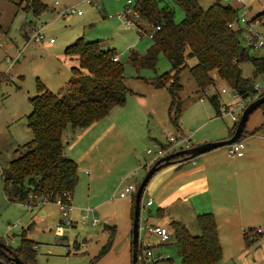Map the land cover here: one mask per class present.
<instances>
[{
	"label": "rangeland",
	"instance_id": "rangeland-1",
	"mask_svg": "<svg viewBox=\"0 0 264 264\" xmlns=\"http://www.w3.org/2000/svg\"><path fill=\"white\" fill-rule=\"evenodd\" d=\"M43 1L46 10L35 16L30 9L27 10V5L22 0H0V241L16 248L24 235L32 242L35 264H130L133 201L130 197L120 198L118 192L115 194L112 191L107 202L98 204L97 201L104 199V196L96 199L88 191L89 153H85L88 129H72L68 126L62 134L63 153L77 163L78 182L68 210L72 224L60 222L64 221L63 209L57 203L39 204L38 200H31L30 204L8 202L3 194L1 173L8 167L9 161L17 156L15 149L33 138L32 131L27 126V115L32 109L30 98L38 92L37 81L52 92H59L71 77V67L77 65L76 58L67 55L65 49L82 37L86 41L102 40V46L114 48L124 65L123 81L131 92L124 105L112 109L132 110L131 115H136L135 111H138V128L129 138L130 147L126 153L128 158L132 157V149H135L133 151H136L141 164H148L130 170L123 176L122 188L130 182L138 184L149 169L150 161L154 160L152 155L146 153V149L152 148L155 141L163 143L167 135L176 137L179 134L169 121L170 94L166 88H156L151 83L156 76L170 71L171 66L162 54L159 55L155 68L136 69L129 63L130 49L143 53L151 44L148 33L153 27L141 19L129 22L122 17L127 0H94L91 3L86 0ZM216 1L236 8L237 17L240 19L245 16L251 29L264 36V19L254 20L264 11V0H247L242 4L237 0H198V3L201 8L206 9ZM164 5L173 11L176 22L183 19L184 11L173 0H160L159 6ZM65 8L73 9L74 12L60 15V10ZM77 11H81V14L78 15ZM243 29L241 39L246 45L243 38L247 30ZM37 32L43 35L38 41L34 39ZM248 50L250 55L264 54V47H249ZM195 63V58H187L186 66L179 72V82L182 85L179 93V124L184 121L183 133L190 139L189 143L181 144L182 147L202 144L204 142L200 141L205 137L213 139L208 142L219 141L220 139L214 140L218 135L234 131L235 123L224 105L235 108L237 102L243 101L235 96L238 94L233 86L221 78H216L214 86L200 91L189 72V67ZM239 65L243 77L252 80L253 92L245 99V102H250L256 93L255 86L264 87V76L258 74L253 77L254 68L248 60ZM222 89L226 91L222 92ZM214 93L218 95L221 104L220 116H215L208 99ZM111 110L108 114L112 113ZM244 129L264 134L263 108L259 107L249 115ZM245 140L243 137L241 141L245 143ZM252 142L254 158L240 164L247 170V181H242V184L258 192L260 200L256 202L254 197V202L251 201L242 192L239 193L242 184L236 186L239 195L236 216L218 226L222 250L219 264H264V151H259L258 141ZM257 147L258 152L255 149ZM222 148L227 153L230 146L223 145L214 150ZM200 156L201 154L195 158ZM147 199L143 192L141 214L143 217L147 216L148 220L140 223L139 239L143 243L142 249L145 244H149L154 253L163 254L164 259L155 264H180L171 229H168L169 240L163 244L146 230V224L157 221L159 208L156 203L146 206ZM184 210L185 208L181 209V214H184ZM174 213L177 210L171 212L167 208L164 218L163 215L158 216L168 223ZM85 215L86 218L83 217ZM188 216L189 227L198 231L193 235H199L195 215ZM93 220H97L94 225ZM105 225L113 226L112 238L111 229L105 228ZM258 229L261 232H257ZM110 239V249L101 255L102 246Z\"/></svg>",
	"mask_w": 264,
	"mask_h": 264
},
{
	"label": "trees",
	"instance_id": "trees-1",
	"mask_svg": "<svg viewBox=\"0 0 264 264\" xmlns=\"http://www.w3.org/2000/svg\"><path fill=\"white\" fill-rule=\"evenodd\" d=\"M134 1L138 19L153 26L160 25V29L154 32L151 44L143 53L130 49L128 61L139 69L155 68L160 54L168 60L170 71L156 76L151 83L156 88H166L170 94L169 121L175 130H179L181 113L179 72L186 66L187 58L196 59L189 72L200 91L214 86L216 78H221L233 86L241 99L251 96L252 80L243 77L239 64L248 60L254 68L253 77L258 74L264 76V54L250 55L248 48L253 46L244 45L241 39L244 29L228 26L237 18L236 8L216 1L203 9L198 0H173L184 11L183 19L176 22L173 11L167 5L159 6L160 0ZM22 2L35 16L47 8L43 0ZM261 18L264 19V11L254 20ZM102 45V40L86 41L79 37L66 47L65 53L74 56L77 65L71 67V77L59 92L54 93L37 81L38 92L30 98L32 109L27 115V126L33 138L15 149L17 156L9 161L8 167L1 173L3 194L8 202L30 204L31 200H38L42 204L60 201L71 205L78 182L77 163L63 153V131L68 126L72 129L86 128L102 119L112 108L124 105L131 92L124 84V65L117 58L116 50ZM208 99L215 116H220L218 95L214 93ZM259 107L264 111V103ZM256 131L247 132L244 129L241 140L245 135H254ZM233 132L231 130L229 137ZM184 158L175 157L168 164L174 160H187ZM159 165L165 166L162 163ZM131 199L134 204V197ZM157 215L163 213L157 212ZM195 218L199 235L191 234L179 220L168 223V229L174 234L180 264H219L222 250L213 213H198ZM104 227L111 229L112 238L113 226ZM7 247L8 253H15L24 263L35 264L32 242L24 235L16 248ZM110 247L111 239L102 246L100 254L106 253ZM141 251L139 243L138 254ZM2 260L0 264H12L5 256H2Z\"/></svg>",
	"mask_w": 264,
	"mask_h": 264
},
{
	"label": "crops",
	"instance_id": "crops-1",
	"mask_svg": "<svg viewBox=\"0 0 264 264\" xmlns=\"http://www.w3.org/2000/svg\"><path fill=\"white\" fill-rule=\"evenodd\" d=\"M114 109L111 110L112 113L83 128L88 129V144L85 150L86 154L89 153L87 158L90 169L87 174L88 191L91 195L94 194L96 199L104 196V199L97 201L98 204L107 202L108 195L112 191L117 194L122 190L123 178L130 170L148 164H141L142 161L137 158L136 151H133L135 149H132V157L128 158L126 153L127 148L130 147L129 138L138 128L136 127L138 111H135L136 115L132 114L133 117L130 113L132 110ZM183 126L184 121L179 124L177 133L185 135ZM230 132L220 134L214 140L226 139ZM245 138V143L242 142L241 156L230 155L229 149L227 153L224 148L213 149L208 153L205 152L204 155L201 154L198 159L195 158L196 163L194 164L189 160H174L156 171L147 183L144 193L152 199V205L154 203L159 205L157 212L163 213L162 218L167 208H170L171 212L177 210L173 218L183 222L191 234H197L198 231L189 227L188 215L211 212L215 217L217 229L218 226L232 220L236 216L239 196L236 186L239 183L242 184V181H247V170L240 164L254 158L255 153L252 149L254 142L252 141H258L259 151H264L263 133L248 135ZM210 140L213 139L205 137L200 142L206 143ZM255 149L258 152V147ZM152 162L150 161L149 168ZM239 190V193L242 192L253 202L254 197H256V202L260 200L258 192L251 190L247 185L242 184ZM182 208H185L184 214H181ZM40 212L43 213L42 210ZM162 218L157 215V221L149 224L164 225L168 228L169 222L162 221Z\"/></svg>",
	"mask_w": 264,
	"mask_h": 264
},
{
	"label": "built area",
	"instance_id": "built-area-1",
	"mask_svg": "<svg viewBox=\"0 0 264 264\" xmlns=\"http://www.w3.org/2000/svg\"><path fill=\"white\" fill-rule=\"evenodd\" d=\"M86 1L91 3L94 0H86ZM245 1H247V0H237V2L239 4H242ZM134 5H135L134 0H127L126 6H125V11L122 14V17L126 18L129 22H132L135 19H138V15H137L136 11L134 10ZM69 12L73 13L74 10L73 9L69 10V9L65 8V9L60 10L59 14L60 15H66ZM76 13L79 15V14H81V11H77ZM240 24L243 26H241ZM228 26L231 28H246L247 31H246V34L244 36L246 43L249 45H252L254 48L264 47V36L261 33H258V32L251 29L250 24H249V22L245 16H242L240 19L237 17L236 20L230 22L228 24ZM152 27H153V29L148 33L149 38H152L154 35V32L156 30L160 29V25H155V26L152 25ZM42 38H43V35L40 32H37L36 34H34V39L36 41H38ZM50 41H52V40H50ZM255 90H256V93L252 97L250 102L264 94V87H260L257 85V86H255ZM225 91H226L225 89H222V92H225ZM235 96L239 97V95H235ZM248 103L245 102V100H243L241 102H237L235 108L228 106L227 111H228V113L231 114V119L234 123H236V124L238 123L240 116H241L243 110L245 109V107L247 106ZM235 111H238L237 114H235ZM187 142L189 143L190 139L186 135L177 134L176 137H173L172 135H170V136L167 135L166 140L163 143H161L160 141H155L153 143L152 148L146 149V153L149 155H152L154 160L157 161L160 158L164 157L165 155L172 153L174 150H180V149L188 148L189 146H185V147L181 146V144L187 143ZM229 146H230L229 153L231 155H237V156L242 155L243 143L241 140H239L238 142H235L233 144H230ZM154 160H153V162H155ZM187 160L191 161L193 164L196 163L195 158H190ZM137 187H138V184H136L135 182H130V183L126 184L122 188V190H120L118 195L120 198H127V197L132 198L135 195ZM152 203H153L152 199L148 198L146 201V206H150V205H152ZM57 204H59V206L63 209L64 221L62 223L72 224L71 219H70V215L68 213V210L71 207V205L61 203L60 201H57ZM142 209H143V207L140 208V223H141V221H143V220L147 221V219H148L147 216H144V217L142 216V214H141ZM83 217L86 218V215ZM96 223H97V220L92 221L93 225ZM145 228L150 234L157 237V239L159 240V242L161 244L166 243L170 238L169 230L164 225L146 224ZM257 232H261V230L258 229ZM142 245H143V243H142ZM144 247L145 248L142 249L141 253L138 254V263L137 264H155L157 261L164 259L163 254L154 253L151 245L145 244ZM2 256H3V254L0 250V262H3Z\"/></svg>",
	"mask_w": 264,
	"mask_h": 264
},
{
	"label": "water",
	"instance_id": "water-1",
	"mask_svg": "<svg viewBox=\"0 0 264 264\" xmlns=\"http://www.w3.org/2000/svg\"><path fill=\"white\" fill-rule=\"evenodd\" d=\"M250 9V7H249ZM264 103V95L256 98L255 100L249 102L245 109L243 110L240 119L236 125V128L233 134L223 140L214 141V142H206L196 146H191L185 149L177 150L170 154L165 155L160 158L157 162H155L145 173L141 181L138 183L137 190L134 195V204H133V216H132V235H131V243H132V258L130 264L138 263V246L140 243L139 239V229H140V208H141V198L142 194L145 190L147 183L150 178L154 175L156 171H158L161 167L159 163L163 165L168 164L172 159L178 156H184V159L195 158L196 156L203 154L205 152L211 151L223 145H230L235 142L241 140V135L246 126L249 115L256 110L261 104ZM0 250L11 263L13 264H26L24 263L15 253L9 252L8 247L0 241Z\"/></svg>",
	"mask_w": 264,
	"mask_h": 264
}]
</instances>
